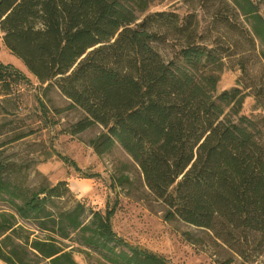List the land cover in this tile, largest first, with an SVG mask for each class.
<instances>
[{
	"label": "trees",
	"instance_id": "obj_1",
	"mask_svg": "<svg viewBox=\"0 0 264 264\" xmlns=\"http://www.w3.org/2000/svg\"><path fill=\"white\" fill-rule=\"evenodd\" d=\"M149 3L0 0V38L40 84L70 101L66 110L82 112L64 133L98 127L89 141L98 157L117 145L130 156L166 206L165 221L212 232L241 264H264V72L249 74L248 49H242L237 86L219 92L238 43L229 32H200L194 13L145 15ZM233 4L250 22L248 44L259 43L264 61V16L253 0ZM214 21L229 23L218 15ZM169 42L174 56L166 60L158 45ZM27 81L0 63V102L18 97ZM248 96L260 110L251 118L242 114ZM129 182L113 178L116 188ZM69 193L67 181L30 186L19 162L0 157V260L78 264L66 243L75 242L107 264H170L119 237L114 209L103 213L82 201L67 206Z\"/></svg>",
	"mask_w": 264,
	"mask_h": 264
},
{
	"label": "rangeland",
	"instance_id": "obj_2",
	"mask_svg": "<svg viewBox=\"0 0 264 264\" xmlns=\"http://www.w3.org/2000/svg\"><path fill=\"white\" fill-rule=\"evenodd\" d=\"M253 1L264 16V0ZM233 3L234 0H150L145 12L147 15L167 11L180 16L194 13L199 20L200 32L223 37L229 32L239 45L238 54L221 73L219 92L237 86L241 72L236 60L242 49H248L245 56L250 61L249 74L260 76L264 72L261 46L257 43L256 48H252L248 44L250 22L237 12ZM138 15L142 18V14ZM215 15L228 20V26L214 21ZM173 45L174 42L158 45L166 60L174 56ZM0 63L12 66L28 80L19 87L18 97L7 103L0 102V157L19 162L30 186L67 181L70 189L66 196L67 206L82 201L88 208L103 213L114 209L111 223L119 237L130 245L164 257L170 264H225L229 260H232L231 264H241L240 258L212 232L179 219L165 221L166 206L151 194L140 170L119 145L111 153L98 157L89 141L99 134L100 128L95 127L77 136L64 133L82 116V112L66 110L70 101L56 87L47 89L46 84H40L4 46L1 38ZM56 110L61 112L58 114ZM259 113L255 99L248 96L242 114L251 118ZM32 129L34 134L14 141ZM120 176L128 177L130 182L116 188L113 178ZM66 243L75 248L74 258L78 264H107L96 250L75 242ZM0 264L6 263L0 260Z\"/></svg>",
	"mask_w": 264,
	"mask_h": 264
}]
</instances>
